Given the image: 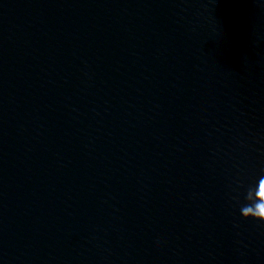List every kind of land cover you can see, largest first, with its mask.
I'll use <instances>...</instances> for the list:
<instances>
[{"label": "water", "instance_id": "obj_1", "mask_svg": "<svg viewBox=\"0 0 264 264\" xmlns=\"http://www.w3.org/2000/svg\"><path fill=\"white\" fill-rule=\"evenodd\" d=\"M264 0H0V264H264Z\"/></svg>", "mask_w": 264, "mask_h": 264}, {"label": "clouds", "instance_id": "obj_2", "mask_svg": "<svg viewBox=\"0 0 264 264\" xmlns=\"http://www.w3.org/2000/svg\"><path fill=\"white\" fill-rule=\"evenodd\" d=\"M249 203L241 206V214L245 219L264 221V176L259 178L257 187H250L246 195Z\"/></svg>", "mask_w": 264, "mask_h": 264}]
</instances>
